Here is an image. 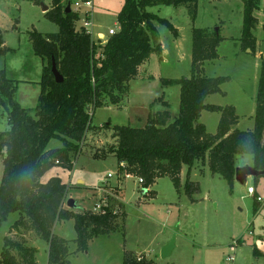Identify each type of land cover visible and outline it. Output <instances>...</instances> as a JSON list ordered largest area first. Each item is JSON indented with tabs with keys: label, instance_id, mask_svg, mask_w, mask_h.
<instances>
[{
	"label": "trees",
	"instance_id": "obj_1",
	"mask_svg": "<svg viewBox=\"0 0 264 264\" xmlns=\"http://www.w3.org/2000/svg\"><path fill=\"white\" fill-rule=\"evenodd\" d=\"M51 1L52 9L45 15L58 26V32H29L33 53L42 62L40 81L26 82L40 86L34 110L25 109L17 102L20 81L10 79L5 69L0 70V118H5L8 124V129L0 131L3 165L0 229L11 214H18L8 231L15 236L4 237L0 264H37L38 250L29 246L25 238L30 233L48 245L49 264H70V241L53 231L60 221L74 222L77 252L88 251L89 242L96 237L124 231L125 214L108 204L98 213L65 208L67 185L59 176H52L46 182L42 177L55 167L72 171L87 132L94 129V114L90 108L118 106L139 68L152 53H161V44L153 46L152 43L157 38L156 24L177 36L176 28L168 20L147 9L186 6L194 20L198 3V0H124L117 15L119 31L105 44H96L85 29L76 27L79 17L75 12L64 13L71 0ZM241 1V48L255 53L256 38L252 31L257 24L254 12L259 9V0ZM221 41L223 38L214 31L193 28L191 76L160 79L162 87L179 88L177 114L172 115L170 103L166 101L162 103L165 109L149 115L143 127L115 126L116 144L109 148V153H97L94 158L115 156L118 177L140 178L145 190L157 179L167 177L180 193L181 172L187 167L185 192L191 201L199 188L189 178L196 162L207 163L211 173L219 175L230 187L235 181L238 155L251 156L252 166L264 170V58H261L255 98L254 127L240 130L236 128L239 116L233 105L206 103L211 95H224L221 87L230 81L228 76L202 74L204 64L219 57L217 49ZM2 43L0 36V46ZM8 51L0 48V57ZM53 63L63 78L62 83L54 79ZM203 111L220 114L215 134L209 133L199 121ZM108 125L104 127L109 128ZM52 140L58 141L60 146L50 148ZM259 208L256 201L255 211ZM253 255L262 256L256 247ZM123 264L159 263L125 252Z\"/></svg>",
	"mask_w": 264,
	"mask_h": 264
},
{
	"label": "rangeland",
	"instance_id": "obj_2",
	"mask_svg": "<svg viewBox=\"0 0 264 264\" xmlns=\"http://www.w3.org/2000/svg\"><path fill=\"white\" fill-rule=\"evenodd\" d=\"M71 1L74 3L77 0ZM41 2L49 10L52 9L51 0H0V36L3 41L0 48L9 49L0 57V70L5 69L10 79L20 81L17 102L20 100L23 108L30 110L37 106L40 86L26 82L40 81L42 65L41 59L33 53L29 32L35 30L51 34L59 30L42 11ZM92 2L94 33L103 34L107 41L110 29L119 31L117 15L124 0ZM71 9L74 12L72 6ZM86 11L88 9L81 5L76 13L79 17L76 23L78 29L84 23ZM147 11L168 20L176 28L177 36L157 23V38L152 43L153 46L161 44V53H152L139 68L136 79L129 83V90L118 106L109 105L96 110L90 108L94 114V129L86 136L83 150L76 158L72 185L67 184V198L77 200L78 212L94 210L96 205H103L101 201L104 199L111 208L125 214L124 231L92 239L86 252H77L74 242L77 234L72 220L57 222L54 232L70 241V264H123L125 252L137 257L143 254V257L159 264H264V177H250L246 186L234 181L230 187L219 175L211 173L207 163L199 161L190 172V180L199 187L192 195L194 201H191L185 192L186 168L182 169L180 176V193L167 177L157 179L146 190L147 193L139 184V178L127 176L123 180L118 177L115 156L94 158L97 153H109V148L116 144L115 126L143 127L149 115L165 109L162 103L166 101L170 103L172 115L177 114L179 88L162 87L160 79L191 76L193 28H207L214 32L218 30V34L224 38L217 49L219 57L207 61L202 74L208 77L228 76L230 81L221 87L224 95L214 94L208 97L206 103L233 105L239 115L255 109L261 58L264 55V0H259V9L254 12L257 18L252 31L256 38L255 53L240 47L243 15L241 0H198L194 20L186 6H156ZM219 119V113L205 111L199 121L209 133L215 134ZM105 124L110 127L105 128ZM253 126L254 120L243 118L239 129L252 130ZM6 129V119L0 118V131ZM49 146L59 147L60 143L52 140ZM246 162L251 164L252 157H236L239 167L246 165ZM56 172L60 173L64 182L69 183L68 172ZM52 176L57 174L49 173L42 181L46 182ZM77 180H84L86 188L79 189L83 185H78ZM249 186L255 189L254 195L248 194ZM88 192L95 194L94 199H89ZM258 198H261L260 202ZM256 201L260 205L258 211H255ZM17 218L18 214H11L2 224L0 254L4 237L15 236L8 231ZM25 238L29 246L38 249L37 264H49L45 242L33 233ZM171 241H174L173 248L163 257L162 249ZM254 247L262 256L253 255Z\"/></svg>",
	"mask_w": 264,
	"mask_h": 264
},
{
	"label": "water",
	"instance_id": "obj_3",
	"mask_svg": "<svg viewBox=\"0 0 264 264\" xmlns=\"http://www.w3.org/2000/svg\"><path fill=\"white\" fill-rule=\"evenodd\" d=\"M41 9L44 13H47L49 11L48 6H46L44 4V2H41ZM71 12H72L71 1H69L67 6H66L64 13L69 14ZM215 32H216V34H218V30H216ZM263 58H264V56H263ZM51 71H52V74L54 76L56 83H62L63 78L58 73L54 63L52 64V70ZM262 176H264V170H257L251 165H244V166L236 167L234 179H235V182L240 184L241 186H246L248 178H250V177L251 178H259ZM142 194H144V193H142ZM77 206L78 205H77L76 200H74L72 198L68 199L66 201V207L68 209L74 210V209H77ZM173 245H174V241H171L166 247H164L162 249V256L163 257L167 256L170 253L171 249L173 248Z\"/></svg>",
	"mask_w": 264,
	"mask_h": 264
},
{
	"label": "built area",
	"instance_id": "obj_4",
	"mask_svg": "<svg viewBox=\"0 0 264 264\" xmlns=\"http://www.w3.org/2000/svg\"><path fill=\"white\" fill-rule=\"evenodd\" d=\"M81 5H83L86 9H88V11L85 12V19H84V23L80 28H83L87 31V33H89L92 37V39L95 41L96 44H105L106 40H104V36L103 34L100 33H94V25L91 21V10L93 7V2L92 0H77L76 2H72L71 1V6L74 9L75 13L79 12V9L81 7ZM117 31H114L113 29H110L108 31V36L111 37L113 36ZM95 35V36H94ZM139 184L142 185L143 184V180L139 178ZM102 188V187H101ZM247 192L249 195H254L255 194V189L251 186H249L247 188ZM257 201H261V198H258ZM95 213L98 212H103V205H96L94 208Z\"/></svg>",
	"mask_w": 264,
	"mask_h": 264
},
{
	"label": "crops",
	"instance_id": "obj_5",
	"mask_svg": "<svg viewBox=\"0 0 264 264\" xmlns=\"http://www.w3.org/2000/svg\"><path fill=\"white\" fill-rule=\"evenodd\" d=\"M241 23H242V20H241ZM264 24V23H263ZM223 38V37H222ZM226 39V38H225ZM240 39V38H239ZM223 40H224V38H223ZM239 42H240V40H239ZM241 45V44H240ZM241 47V46H240ZM264 56V55H263ZM41 65H42V62H41ZM225 94H226V92H225ZM212 96V95H211ZM210 97V96H209ZM256 98V97H255ZM208 99V98H207ZM207 99H206V101H207ZM18 103L22 106V107H24L23 106V104L21 103V101L19 100L18 101ZM235 107V106H234ZM235 109H236V107H235ZM203 112H205V111H203ZM202 112V113H203ZM236 113H237V109H236ZM254 113H255V109L253 108L252 110H251V112H249V113H247V114H242V115H239V114H237L238 116H239V122H238V124H237V126H236V128H238L239 129V125H240V121L243 119V118H249V119H251V120H253V116H254ZM202 115V114H201ZM201 118V117H200ZM254 127V126H253ZM240 130H242V129H240ZM91 132V130L90 131H88L87 132V134H86V136L88 135V133H90ZM86 141V140H85ZM84 141V142H85ZM244 164H246V165H251L252 166V164L253 163H244ZM236 166L237 167H239V165L238 164H236ZM1 167H3L2 166V163H1V161H0V182H1V179H2V175H3V170H2V168ZM74 168H75V165H74V167H73V169H72V171H66V170H63V169H61V168H59V167H55V168H53V169H51L49 172H47L43 177H42V180L49 174V173H52V172H55V174H57V176H59L60 178H61V180H62V182L64 183V184H70V185H72L71 184V178H72V174H73V171H74ZM183 168H186L187 169V167H183ZM57 170H61L62 172H68V175H69V178H68V182L69 183H66V182H64L63 181V179H62V177H61V175H60V173H58V172H56ZM182 173V172H181ZM49 179V178H48ZM47 179V180H48ZM82 182V183H81ZM78 185H83V186H81V187H79V189H83V188H86L85 186H84V180H82V181H80V180H77V182H76ZM89 194H88V196H89V199L90 200H92V199H94L93 197H95L94 195V193H90V192H88ZM95 199H98V200H102V198H95ZM67 200H68V198H67ZM76 202H77V200H76ZM102 203H103V205L105 206L106 204H108V202H105L104 201V199L101 201ZM77 205H78V203H77ZM84 210H88V209H84ZM91 211H94V210H91ZM54 231V230H53ZM54 234H55V232H54ZM38 240V239H37ZM45 245H46V247H47V249H48V245L45 243ZM30 246H32V247H34L33 245H30ZM36 248V247H35ZM37 249V248H36ZM38 250V249H37ZM141 255V254H140ZM145 255V254H144ZM142 257H143V254L141 255ZM145 258H146V256H145ZM147 259V258H146Z\"/></svg>",
	"mask_w": 264,
	"mask_h": 264
}]
</instances>
